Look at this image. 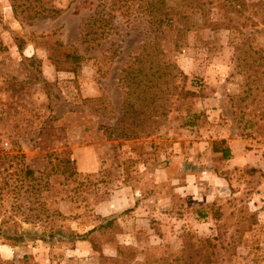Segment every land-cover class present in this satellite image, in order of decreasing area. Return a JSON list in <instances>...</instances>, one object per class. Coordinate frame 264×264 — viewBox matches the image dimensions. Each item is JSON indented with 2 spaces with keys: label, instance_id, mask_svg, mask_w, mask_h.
<instances>
[{
  "label": "rangeland",
  "instance_id": "obj_1",
  "mask_svg": "<svg viewBox=\"0 0 264 264\" xmlns=\"http://www.w3.org/2000/svg\"><path fill=\"white\" fill-rule=\"evenodd\" d=\"M262 158L264 0H0V264H264Z\"/></svg>",
  "mask_w": 264,
  "mask_h": 264
},
{
  "label": "trees",
  "instance_id": "obj_2",
  "mask_svg": "<svg viewBox=\"0 0 264 264\" xmlns=\"http://www.w3.org/2000/svg\"><path fill=\"white\" fill-rule=\"evenodd\" d=\"M13 1V0H12ZM111 4H112V2H111ZM12 5L13 6H15L13 3H12ZM14 11H15V7H14ZM55 12H57V10H54ZM35 14H36V16L37 15H41V14H43V13H41V11H36L35 12ZM83 41H87L85 38H83ZM64 57H65V59H70L71 61H74L75 62V65L72 67V66H70L69 67V69H67V70H71V71H73V72H76V68H75V66L77 65V67H79V65H80V62H81V60H82V55L79 53V54H75V53H69V52H64ZM48 58H49V60H50V62L52 63V64H54V66L56 67V69H60L59 67V64H58V61H57V59L55 58V57H53L52 55H49L48 56ZM132 81V80H131ZM148 81H147V79H143V78H140L139 80H138V84H139V87H141V89H140V93H142V95H139V97L137 96V98H141V101L142 102H147L148 103V101L150 100V101H154L155 100V96H158V93H159V91H152V90H150L151 88H149V84L151 85L152 83H147ZM133 84V82H131V85ZM146 92H148V93H146ZM185 93L186 94H193L192 93V91L190 92V91H185ZM222 143L224 142V141H221ZM215 152H219V151H221L220 153H221V156H222V158H224V159H226V158H229L230 157V149L228 148V146H224L222 149H213ZM80 238H82L84 235H78ZM205 241H208V239H206ZM196 256H205V253H203V252H198V253H196ZM194 264H197L196 262L194 263Z\"/></svg>",
  "mask_w": 264,
  "mask_h": 264
},
{
  "label": "crops",
  "instance_id": "obj_3",
  "mask_svg": "<svg viewBox=\"0 0 264 264\" xmlns=\"http://www.w3.org/2000/svg\"><path fill=\"white\" fill-rule=\"evenodd\" d=\"M226 140H227L228 148L230 149V152L232 154V156L229 159H227L226 161H228V162L230 161L234 165H242L245 162H247V158L248 157L246 159L243 158L242 159L243 161H240V160L237 159V155L240 153L241 147L244 149V143L243 142L239 143V141L237 139H232V138H226ZM193 150H197V149L196 148H191L190 152H194ZM209 150H210V153L212 155L215 154V152L212 150L211 147L209 148ZM196 152H198V151H196ZM262 163H264V159L263 158H262ZM206 171H207L206 174H209L214 179H216V177H217V179H223L222 176L217 174L214 170H212V168H208V169H206ZM184 173H183L184 174L183 178L185 177V181L182 183V186H183L184 190L189 185H191L193 187L194 185L198 184V182H199V180H198L199 176H197L198 172L192 171V172H188V173L184 172ZM216 184L218 185V182H216Z\"/></svg>",
  "mask_w": 264,
  "mask_h": 264
}]
</instances>
